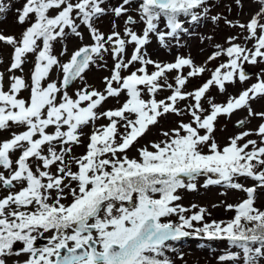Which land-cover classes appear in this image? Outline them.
Listing matches in <instances>:
<instances>
[{
    "label": "snow or ice",
    "instance_id": "6c2138e0",
    "mask_svg": "<svg viewBox=\"0 0 264 264\" xmlns=\"http://www.w3.org/2000/svg\"><path fill=\"white\" fill-rule=\"evenodd\" d=\"M132 2L122 0L119 6L110 9L115 17L126 16L123 36L116 30L115 21L113 31L106 37L94 27V18L109 11L102 7L104 0H24L22 8L17 10V22L24 24L32 16L34 22L18 39L0 33V42L13 49L9 72H22L27 55H35L30 83L23 76L11 75L5 91L4 74L0 73V130L13 125L25 128L0 141V169L4 170L0 171V188L7 192L0 196V264H8L11 257L21 255L27 258L22 262L17 259L15 264H172L169 259L160 258L166 242L201 233L209 239H227L242 249L244 264H258V258L264 257V210L255 207L257 189L264 188V122L255 129L260 137L259 145L252 139L242 145L238 143L252 135L251 130L230 137L222 149L212 135L219 115H231L243 108H247L249 117L264 121V111L254 112L250 104L264 97V70L257 82L238 96L229 97L225 104L210 102V113L201 115L205 111L201 99L210 87L217 86L224 92L226 82L235 83L237 79L244 82L249 78L245 62L253 65L264 62V23H261L264 0H258L261 7L247 23L233 24L225 19L229 26L246 29L245 39L254 40L253 47L232 43L236 37H229L230 46L209 59L222 53L230 59L220 64L202 86L187 93L182 88L188 77L202 74L203 66H196L191 58L184 57H177L174 63L160 64L146 59L141 50L149 43L152 33L164 44L167 38L186 31L178 15L198 21L201 14L195 10L203 8L206 15V0H142L138 7L140 20L145 25L142 35L128 27L137 23L128 14L127 6ZM235 3L243 8L241 0ZM7 9L0 0V14ZM50 10L56 14L50 15ZM161 16L166 18L167 31L159 29ZM211 19L218 21L221 17ZM81 24L87 27L94 43L80 47L67 62L61 63L52 54V42L66 38V29L82 38L78 31ZM41 39L42 47L38 44ZM128 44L135 47L125 62L123 54ZM109 51L115 64L111 76L104 78L106 94L84 88L77 91L76 99L69 96L67 87L76 78L82 79L89 64L95 63L93 54L103 59V53ZM135 62L145 66L153 64L156 70L149 74L146 67H141L122 76L121 70ZM185 66L190 71L187 76L175 77L176 87L167 97L168 102L156 100L155 94L162 87L159 81L166 79L165 73ZM54 67L62 72L59 86L56 81L45 85ZM114 82L118 86L114 87ZM140 85L152 94L151 99L142 98ZM167 87L172 89L173 85ZM22 90L29 91L27 99L19 98ZM124 91L128 99L119 108L97 113L96 109L107 98L119 97ZM188 97L195 101L189 108L192 122H180L177 127L162 131L164 139L151 142L152 150L143 146L137 150L138 159L129 158L127 151L160 117L182 114L176 103ZM82 102H87L86 106ZM100 117L107 118L109 123L91 133L84 154L72 157V146L81 143L79 129ZM245 123L246 119L237 121L241 127ZM50 126L54 127L53 132L47 131ZM202 146L208 148L207 153ZM14 152H19L16 159L12 158ZM32 160L39 162L35 170ZM53 165L56 173L49 170ZM200 175L208 177L205 186L224 183L244 191L247 198L237 205H227L228 209L235 210L231 220L206 223L192 233L185 229H192L193 221L203 220L206 210L201 208L186 217L183 213L187 209L174 205L180 199L175 193L181 188L194 190L193 181ZM237 176L252 178L257 184L244 187L234 182ZM17 185H20L18 190ZM68 196H71L70 202L63 203ZM125 202L131 206H125ZM173 214L179 215L180 223L161 222L162 217ZM45 232L52 233L47 245L35 247L34 242ZM17 243L22 246L17 248ZM236 255L230 253L219 259H234Z\"/></svg>",
    "mask_w": 264,
    "mask_h": 264
},
{
    "label": "rangeland",
    "instance_id": "374dc122",
    "mask_svg": "<svg viewBox=\"0 0 264 264\" xmlns=\"http://www.w3.org/2000/svg\"><path fill=\"white\" fill-rule=\"evenodd\" d=\"M142 0H133V2L127 6L129 7V15L137 21L136 24L128 25L137 34L143 32L145 27L144 22L140 20L138 13L139 3ZM3 3L8 6L5 13L0 14V33L4 35H12L17 39L20 37L23 30L29 26L31 22H34V16H32L24 24L17 22V10L21 9L24 0H3ZM122 0H104L102 7L106 10L104 15L94 18V27L98 28L100 32L105 34V37L113 31V22L117 25L116 30L124 35L123 30L125 28L126 16L115 17V15L110 11L111 8L119 6ZM243 8L237 6L235 0H206L205 8L208 9L206 15L203 14L204 9L198 8L195 11L200 13V19L198 21H191L190 16H185L184 14L178 15V20L183 24L186 31H179L178 35L175 37H169L166 39L164 44H161L156 34H150L149 43L142 48V54L146 59H151L160 64L174 63L177 57L191 58L196 66H203L205 71L194 77H188L186 84L183 86L182 91L193 92L198 87L202 86L204 82L211 78L212 72L222 63H227L230 59L226 54H221L215 59L210 60L209 57L215 52L226 49L230 46L229 37H236L232 43L240 44L241 46L252 48L255 41L246 40L248 32L246 29L242 30L238 26H229L225 23V19L233 21V24L247 23L251 16L259 11L261 5L258 0H241ZM50 15H55L54 10H50ZM220 16L221 19L218 21H213L212 16ZM79 24V20H77ZM166 18L161 16L158 23L159 29L161 31H167L166 28ZM264 23V19L261 20ZM78 31L81 32L82 38L73 35L70 30L66 29L68 35L66 38H57L56 41L52 42L53 55H55L61 63H65L70 58L71 54L78 50L80 47L85 45H91L94 41L91 39L89 30L86 26L80 25ZM38 44L42 47V39L38 41ZM219 46V47H217ZM134 44L126 45V51L123 54V59L127 62L130 59L134 51ZM65 49L67 51H65ZM13 49L11 46L0 42V73L4 74V90L7 91L9 88V77L11 75L23 76L25 81L30 83V74L35 64V55L28 54L23 65V71L14 70L9 72L8 68L11 62V53ZM63 53V54H62ZM93 59L95 63H90L89 67L82 73V79L76 78L72 84L67 87V92L69 96L76 99V93L78 90L86 88L88 91L97 90L105 93L106 82L105 77H110L112 70L114 68L115 59L111 51L103 53V59L93 54ZM141 67H146L147 72L155 71L156 68L153 64L142 65L140 62H135L129 65L128 68L121 70L122 76H127L133 71H137ZM244 67L251 70L249 78L241 82L239 79L235 83L226 82L225 91L221 92L217 86H212L206 92L205 96L201 99V105L205 110L201 115H207L211 111V103L225 104L229 97L238 96L241 91L250 87L253 83L257 82V77L260 75L262 70H264V62L258 64L244 63ZM190 71L188 66H185L181 70H172L165 73V78H161L159 83L162 85L161 89L155 94L156 100H165L172 94L173 89L176 87L175 77L177 75L187 76ZM223 71V70H222ZM139 75L140 73L137 72ZM62 79V72L58 67H54L49 74V77L44 81L45 85L48 82L56 81L58 82ZM168 84L173 85L172 89L167 87ZM113 86H118L115 82ZM142 89V98L146 101L152 98V94L147 92L145 86H138ZM30 93L28 90H22L19 93V98L27 99ZM128 99L126 91L122 92L119 97H109L107 98L101 106H99L96 111L97 113L104 112L109 109L119 108ZM60 96L57 97L59 102ZM195 101L193 98L188 97L184 100H178L176 107L180 109L181 115H176L174 113L166 114L159 118V122L150 126L147 133L139 138L135 145L127 151L129 158H139L137 150L143 146H149L151 142H159L164 139L161 135L162 131H168L179 125L180 122L190 123L192 122V117L190 115L189 108ZM87 102H82V106H86ZM251 107L254 112L264 111V97H258L250 101ZM246 118V123L239 128L232 127V124L239 120ZM261 121L259 117H249L247 108L234 111L231 115L221 114L217 117L215 121V130L213 132V137L216 143L222 149L225 145L229 143V138L238 135L244 131H253V134L246 137L244 140L239 141V144L245 143L247 140H256L257 144H260V137L255 134V129L258 127ZM109 120L104 117H100L89 124L82 126L79 129L81 143L79 145L72 146V157H79L86 152V145L89 142V136L91 133L100 128L102 125H107ZM195 127V124H193ZM25 128L17 127L13 125L9 129L0 130V141L11 138L13 133H19L24 131ZM66 130V126L65 129ZM48 132H53L54 127H49ZM120 131L123 132L124 129L121 127ZM201 134H204V130H201ZM59 149V145H56ZM251 145L248 150H251ZM202 150L207 153L208 148L202 146ZM47 152V146H45V153ZM19 156V152L12 153V158L16 159ZM67 159V158H66ZM30 162L39 163L38 161L32 160ZM73 171L76 170L75 165L72 166ZM35 170V169H34ZM52 173H56V165L51 166L49 169ZM211 175V174H210ZM207 176H200L195 178L193 181L196 184L194 190H189L187 188L178 189L175 193L180 197L178 201L174 202L185 209L186 212L183 214L186 217H190L196 212H199L201 208L206 211L203 214V220L193 221V228L188 229L194 233V229L202 228L204 224H211L213 221L216 222H227L231 220L235 215L234 209H228L227 205H237L243 199H246V193L242 190L233 189L225 185L214 184L205 186ZM213 178H216L213 175ZM189 181H185L188 183ZM234 182L241 183L244 187H251L257 184L252 178L237 176L234 177ZM20 185H17V190ZM67 192V189L65 190ZM5 192V190H4ZM3 192V195H5ZM71 200V196H68L67 200L62 201L63 203H68ZM195 205L196 207H193ZM127 206V205H125ZM130 207V206H129ZM255 207L260 210H264V188H258L255 196ZM162 223L172 222L180 223L179 215L173 214L168 217L161 218ZM36 235V233H34ZM51 232H45L43 236L40 237H50ZM167 247L163 249V256L161 259L167 258L172 264H244L243 251L239 247L233 246L227 239H209L202 233L190 238L188 240L167 242ZM47 245H37L35 247H43ZM22 245L17 243L16 247L19 248ZM258 246V245H256ZM230 253H236L234 259L221 261L219 257L227 256ZM27 257L21 255L20 257H11L8 264H15V261L19 259L21 262ZM258 264H264V257L258 258Z\"/></svg>",
    "mask_w": 264,
    "mask_h": 264
},
{
    "label": "flooded vegetation",
    "instance_id": "af4514ba",
    "mask_svg": "<svg viewBox=\"0 0 264 264\" xmlns=\"http://www.w3.org/2000/svg\"><path fill=\"white\" fill-rule=\"evenodd\" d=\"M245 119H246V118H245ZM30 163H31V165H32L33 169H35V168H36V166H37V163H34V162H30ZM0 171H4V170H3V169H0ZM55 172H56V170H55ZM5 174H7V172H5ZM3 192H4V190H3L2 188H0V196H2V195H3ZM4 194L6 195V194H7V192L5 191V192H4ZM41 238H42V237H40L39 239H41ZM45 238L47 239V241H46V242L48 243V238H49V237H45ZM39 239H38V240H39ZM46 242H45V243H46Z\"/></svg>",
    "mask_w": 264,
    "mask_h": 264
},
{
    "label": "water",
    "instance_id": "95a60500",
    "mask_svg": "<svg viewBox=\"0 0 264 264\" xmlns=\"http://www.w3.org/2000/svg\"><path fill=\"white\" fill-rule=\"evenodd\" d=\"M245 69V71H246V73H247V75H249V73H250V71L248 70V69H246V68H244ZM73 82V81H72ZM72 82L70 83V85L72 84ZM69 85V86H70ZM235 126H238L237 125V122L234 124ZM186 179H188L187 177H184V180H186ZM190 236V235H189ZM186 237H188V236H186ZM181 238H183V237H181Z\"/></svg>",
    "mask_w": 264,
    "mask_h": 264
}]
</instances>
